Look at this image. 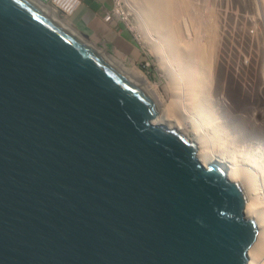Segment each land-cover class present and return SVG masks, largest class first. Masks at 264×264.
Listing matches in <instances>:
<instances>
[{"label":"water","instance_id":"95a60500","mask_svg":"<svg viewBox=\"0 0 264 264\" xmlns=\"http://www.w3.org/2000/svg\"><path fill=\"white\" fill-rule=\"evenodd\" d=\"M32 0H0V264H247L242 186Z\"/></svg>","mask_w":264,"mask_h":264},{"label":"rangeland","instance_id":"374dc122","mask_svg":"<svg viewBox=\"0 0 264 264\" xmlns=\"http://www.w3.org/2000/svg\"><path fill=\"white\" fill-rule=\"evenodd\" d=\"M129 2L135 11L129 31L132 52H124L120 47L107 43L106 48L99 42L77 36L100 55L114 56L127 67L138 68L160 93L170 98L168 76L159 58V39L156 37L158 41H154V49L151 45L153 40L148 35L150 28L147 24L152 22L150 5L154 0ZM140 6L147 15L142 14ZM256 6L262 10L264 24V0H178L174 16L179 25L186 28L182 26L180 38L184 47H196L204 56V73L206 71L208 83L210 81L211 92L218 99L221 97L220 111L227 115L232 131L242 138L245 154L264 157V30L260 31L259 20L256 27L251 21L257 17ZM60 19L66 18L60 15ZM108 64L139 89L125 72L119 70L118 65Z\"/></svg>","mask_w":264,"mask_h":264},{"label":"bare ground","instance_id":"6f19581e","mask_svg":"<svg viewBox=\"0 0 264 264\" xmlns=\"http://www.w3.org/2000/svg\"><path fill=\"white\" fill-rule=\"evenodd\" d=\"M177 2L154 0L155 5H150L152 22L147 24L153 48H156L154 41L159 39V58L168 76L170 98L160 93L138 68L127 67L114 56L106 57L98 51L96 54L107 64L118 65L119 70L137 84L135 86L139 89H135L138 92L141 90L140 93L153 105V123L181 132L195 144L197 157L204 165L217 163L230 180L242 186L246 198L245 215L255 220L258 229L256 239L248 250L247 264H264V157L245 154L242 138L232 131L227 115L220 111L221 97L218 99L211 92L210 81L208 83L206 71L204 73V56L196 47H184L180 40L184 25L180 26L174 16ZM36 4L70 30L66 20L58 18L55 12L40 3ZM140 10L147 15L141 6Z\"/></svg>","mask_w":264,"mask_h":264},{"label":"crops","instance_id":"0c3cea01","mask_svg":"<svg viewBox=\"0 0 264 264\" xmlns=\"http://www.w3.org/2000/svg\"><path fill=\"white\" fill-rule=\"evenodd\" d=\"M110 7L111 0H82L73 14L66 18L68 26L82 39L99 42L106 48L107 44H113L124 52H132L128 32L115 19L110 22L103 20Z\"/></svg>","mask_w":264,"mask_h":264},{"label":"built area","instance_id":"2783aa9c","mask_svg":"<svg viewBox=\"0 0 264 264\" xmlns=\"http://www.w3.org/2000/svg\"><path fill=\"white\" fill-rule=\"evenodd\" d=\"M42 1L45 5L52 8L56 12L62 13L64 15L71 14L80 4V0H39ZM255 12L257 17L251 19L253 22V26L256 27V21H260V31L264 30V24L261 20L262 10L255 7ZM116 16L119 20H121L126 26L130 27L131 19H130V11L129 7L124 0H113L112 11L105 16V20H109L111 16ZM262 35V34H261Z\"/></svg>","mask_w":264,"mask_h":264},{"label":"clouds","instance_id":"9594fccd","mask_svg":"<svg viewBox=\"0 0 264 264\" xmlns=\"http://www.w3.org/2000/svg\"><path fill=\"white\" fill-rule=\"evenodd\" d=\"M33 1H34L35 3L38 2V3H40L41 5L45 6L46 8H48V9L52 10L53 12H55V14L57 15L58 18H60V15H61V16H64V18H67L68 16L72 15L73 12H74V11L80 6L82 0H80V4L78 5V7H77V8H76L71 14H69V15H64V14H62V13L56 12V11L53 10L52 8H50V7H48L47 5H45L42 1H39V0H33ZM124 1H125L126 4L128 5V7H129V11H130V19H131V25H130V27L126 26L121 20H119V19H118L116 16H114V15H112L111 18H110L109 20H105V19H104L105 16H106L108 13H110V12L112 11L113 0H111V7H110V9L104 14V16H103V20H104L105 22H110L112 19H115V20L117 21V23H118V24L124 29V31L128 32V34L130 35V32H129V31H131L130 29H132V25H133V14H135V11H133V10L131 9L129 0H124ZM59 14H60V15H59ZM64 20H66V19H64ZM66 21H67V20H66ZM71 32H72V31H71Z\"/></svg>","mask_w":264,"mask_h":264}]
</instances>
